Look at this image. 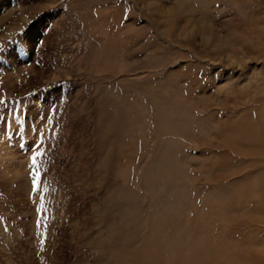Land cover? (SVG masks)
<instances>
[{"label": "rangeland", "instance_id": "374dc122", "mask_svg": "<svg viewBox=\"0 0 264 264\" xmlns=\"http://www.w3.org/2000/svg\"><path fill=\"white\" fill-rule=\"evenodd\" d=\"M0 264H264V0H0Z\"/></svg>", "mask_w": 264, "mask_h": 264}, {"label": "snow or ice", "instance_id": "6c2138e0", "mask_svg": "<svg viewBox=\"0 0 264 264\" xmlns=\"http://www.w3.org/2000/svg\"><path fill=\"white\" fill-rule=\"evenodd\" d=\"M38 155H42L41 153H38ZM32 163L35 164L36 163V156L32 157ZM38 182H39V174H35V178H34V183L38 186Z\"/></svg>", "mask_w": 264, "mask_h": 264}, {"label": "bare ground", "instance_id": "6f19581e", "mask_svg": "<svg viewBox=\"0 0 264 264\" xmlns=\"http://www.w3.org/2000/svg\"><path fill=\"white\" fill-rule=\"evenodd\" d=\"M199 1H200V0H199ZM203 2H206V0H203ZM23 20H24V19H23ZM256 138H257V135H256ZM254 139H255V138H254ZM256 140H257V139H256ZM1 141H3V140H1ZM5 141H6V140H5ZM5 144H6V143H5ZM3 146H4V145H3ZM3 146H2V147H3ZM6 146H7V145H6ZM3 150H4V149H3ZM5 150H6V149H5ZM8 150H9V149H8ZM5 154H6V153H5ZM7 155H9V154H7ZM7 155H6V156H7ZM3 156H4V155H3ZM10 156H11V155H10ZM4 157H5V156H4ZM5 171H8V170H5ZM12 172H13V173L15 172V173L17 174L16 176H18V174H19V173H17L16 171H12ZM15 173H14V174H15ZM14 177H15V176H14Z\"/></svg>", "mask_w": 264, "mask_h": 264}]
</instances>
